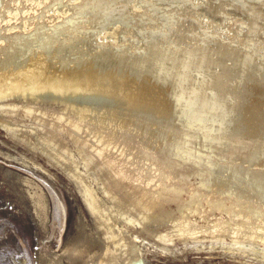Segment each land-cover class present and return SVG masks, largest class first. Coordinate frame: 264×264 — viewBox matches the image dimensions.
I'll return each instance as SVG.
<instances>
[{"label": "water", "instance_id": "water-1", "mask_svg": "<svg viewBox=\"0 0 264 264\" xmlns=\"http://www.w3.org/2000/svg\"><path fill=\"white\" fill-rule=\"evenodd\" d=\"M13 104L126 129L264 201V0H0Z\"/></svg>", "mask_w": 264, "mask_h": 264}, {"label": "bare ground", "instance_id": "bare-ground-1", "mask_svg": "<svg viewBox=\"0 0 264 264\" xmlns=\"http://www.w3.org/2000/svg\"><path fill=\"white\" fill-rule=\"evenodd\" d=\"M20 110L28 116V124L19 119L24 116L17 117ZM0 127L64 168L77 185L93 227L84 229L79 248L69 258L71 261L142 264L136 244L138 238L146 240L137 236L142 231L161 248L175 239H194L199 234L226 237L231 249L245 242L248 245L241 246L245 256L251 253L264 259V201L245 187L235 186L230 179H222L203 168L195 171L188 161L180 162L176 156L159 151L126 129L90 122L81 115L74 116L54 107L0 105ZM190 178L196 183L192 184ZM21 180L29 187L33 212L43 220L48 202L43 189L27 176ZM167 202L174 203L173 209L165 207ZM216 210L224 216L215 215L207 220ZM193 215L206 216L203 217L206 224L194 225L198 217L195 219ZM167 222L171 226L166 233L151 228ZM83 225L88 227L86 223ZM136 227L137 231L131 235L129 232ZM45 264H53V257Z\"/></svg>", "mask_w": 264, "mask_h": 264}, {"label": "rangeland", "instance_id": "rangeland-1", "mask_svg": "<svg viewBox=\"0 0 264 264\" xmlns=\"http://www.w3.org/2000/svg\"><path fill=\"white\" fill-rule=\"evenodd\" d=\"M16 114L20 115L17 117L24 116L19 119L28 124V116L26 117L22 110ZM4 130L0 127V141L2 142L0 143V264H45L50 257H53V264H81L79 260L71 261L69 258L75 249L79 248L84 229L92 228L93 224L80 192L75 187L77 185L69 178L70 176L66 175L68 173L64 168L56 166L57 163L53 161H48V158L44 155L45 158L33 146H29L19 138L15 139ZM23 176L37 182L43 189V195L48 201L43 220L37 216L35 211L33 212L32 198L29 197L30 190L28 185L21 180ZM194 181L196 183L195 179L190 178L192 184ZM167 206L173 209L174 203L167 202L165 207ZM213 214V216L203 217L211 220L215 215V217L224 216L217 210L213 211ZM193 217L199 219L200 216L193 215ZM193 217H190L192 222H194ZM203 217H200L201 222L197 219L193 224L196 225V222L198 226L202 223L206 224ZM84 223L88 227L83 225ZM163 224L166 226L159 223L158 226L154 224L151 228L158 229L159 233H166L171 225L168 222ZM137 229L136 227L129 233L132 235ZM138 235L146 239L138 238L136 243L142 264H264V259H258L259 256L257 258L251 253L244 255L243 248L248 243L242 242L243 248L240 245L235 246L236 251L243 252V254L239 251L236 253L233 247L232 249L229 247L232 244L226 237L219 239L199 234V237L194 239L185 238L184 241L175 239L172 241L174 244L171 242L166 248H161L158 244L150 242L152 238L143 231L138 232ZM224 243L231 250L226 249ZM217 244L220 246L223 244L222 248L216 247ZM257 246L259 248V245Z\"/></svg>", "mask_w": 264, "mask_h": 264}]
</instances>
